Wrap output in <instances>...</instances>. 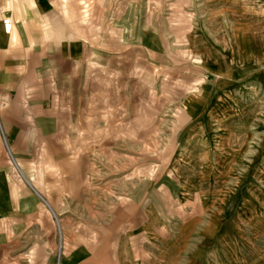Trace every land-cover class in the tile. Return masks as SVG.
Segmentation results:
<instances>
[{"label": "crops", "instance_id": "obj_1", "mask_svg": "<svg viewBox=\"0 0 264 264\" xmlns=\"http://www.w3.org/2000/svg\"><path fill=\"white\" fill-rule=\"evenodd\" d=\"M74 3L83 9L71 17L50 0H0L4 142L36 143L52 189L71 200L45 203L57 248L50 222L31 235L20 226L11 234L18 246L0 227V264H264V255L237 249L247 243L218 234L250 226L252 192L264 189L250 169L251 120L264 116L251 112L264 27L251 24L264 20V0ZM61 15L67 26L53 36L47 21ZM191 167L194 178L176 169ZM112 190L126 201L108 206ZM60 215L68 217L59 223Z\"/></svg>", "mask_w": 264, "mask_h": 264}, {"label": "rangeland", "instance_id": "obj_2", "mask_svg": "<svg viewBox=\"0 0 264 264\" xmlns=\"http://www.w3.org/2000/svg\"><path fill=\"white\" fill-rule=\"evenodd\" d=\"M54 7V10L60 11L65 10L70 13L71 17L76 16V14H81L78 12L82 7H78L76 2L79 0H65L62 2V6L60 5L61 0H50ZM67 1H70L68 3ZM81 1V0H80ZM67 4L71 5L67 7ZM81 11V10H80ZM66 13V14H69ZM74 14V15H73ZM68 15L65 17L61 15L60 20L59 18L56 19L55 23L53 20L49 23L47 21L46 26L48 30L53 36H56L59 33L58 24L62 27L67 26V18ZM51 19V18H48ZM254 24H251L253 28L256 27H264V20H253ZM201 24H198V26ZM78 26H82L77 25ZM202 26V25H201ZM78 27V28H80ZM173 43L177 45L173 48V53L175 56V52L178 53L182 49L184 45V40L178 39L173 40ZM184 48V47H183ZM180 54V53H179ZM176 58H180L179 56H175ZM261 78L264 76H260L258 73L257 75H252V79L256 80L252 83L251 90H252V102H251V112H257L259 114L260 111L264 112V87L259 86L258 83ZM212 80H209V83H212ZM261 112V114H262ZM236 121V120H235ZM240 121V120H239ZM252 122V157L255 158V164L250 168L251 174L256 179L257 176L261 175L264 176V116L259 117L256 115V118L251 120ZM33 146L32 148H29ZM37 146L36 143L32 144H18L4 142V136L0 130V227L7 230V228L11 229L8 230L9 236L11 240H15L16 245L18 246V242L16 238L12 236L13 234L18 235V229L20 226L21 228H26L25 232L31 234L36 233V228L34 227L35 224H42L43 222H50L53 224L56 230V221L52 214L47 209L45 203L48 206H64L69 205L71 200L66 199H59L58 191H54L52 189L53 180L51 175V171L53 169L51 167H44L41 165V158L43 157V152L41 150H37L35 148ZM40 146V145H38ZM156 169V170H155ZM164 168H154L155 174L158 171H162ZM173 169V168H169ZM176 169H183L184 174L188 178H194L195 176V167L191 168H176ZM206 169V170H205ZM227 169V168H226ZM235 174H236V168ZM247 168H241V170H246ZM223 170V169H222ZM213 171V172H212ZM221 169L218 168H204L205 174L209 172V175H215L222 178L223 175L227 174L221 173ZM148 170L146 171V173ZM142 174V173H141ZM140 176H143L141 175ZM146 175V174H145ZM144 175V176H145ZM119 178V177H118ZM31 186V188L26 184L25 180ZM120 179V178H119ZM120 181V180H119ZM234 182L230 180L228 183H225L223 186L229 189L230 186H233ZM259 185L261 184L260 181L257 182L258 189L260 190ZM120 186L122 184L120 183ZM211 188L209 189L210 194L216 193L213 190V186L210 185ZM115 188H119V186H115ZM36 189L38 191H36ZM114 189V187H113ZM121 190V188H119ZM123 190V189H122ZM108 195V206H111L112 203L117 204L119 201L125 202V199H122L121 195H116V191ZM262 193L259 192H252V199H251V215L247 214L246 221L249 223L250 226L240 227L239 229L234 228L233 225H227L222 230L218 232L220 238L230 234L233 238H235L238 243H247L248 246H241L238 245L237 249L244 252H251L256 251L257 256H255L256 260L264 255V189H261ZM118 193H124V191H119ZM38 195V196H37ZM40 197V198H39ZM115 197V198H114ZM117 197L119 199H117ZM71 204V203H70ZM157 204L159 206V202L157 200H153L147 206L148 208H155L157 210ZM73 205V204H72ZM208 206L207 208L211 207V202L205 204ZM68 217L67 215H60L57 217L59 223L61 219ZM153 219V218H152ZM155 221V220H154ZM157 223V221H155ZM28 226V227H27ZM15 228V231H14ZM29 229V230H28ZM224 230V231H223ZM56 232V241L59 240L60 243V236H58L57 230ZM23 233V231H22ZM76 236L80 234V231H68V236L70 235ZM111 231H108L109 238L111 237ZM12 234V235H11ZM104 233H102L103 235ZM94 236V234H93ZM78 237V235H77ZM58 241L56 242V248L59 245ZM253 253V252H252ZM170 254H175L174 250L170 252ZM239 255V254H238Z\"/></svg>", "mask_w": 264, "mask_h": 264}, {"label": "built area", "instance_id": "obj_3", "mask_svg": "<svg viewBox=\"0 0 264 264\" xmlns=\"http://www.w3.org/2000/svg\"><path fill=\"white\" fill-rule=\"evenodd\" d=\"M2 28H3V31L6 33V34H9L12 30V24H11V20L9 17H5L3 20H2Z\"/></svg>", "mask_w": 264, "mask_h": 264}]
</instances>
